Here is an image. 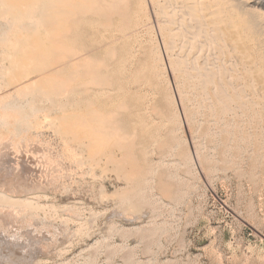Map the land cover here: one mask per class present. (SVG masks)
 <instances>
[{
	"label": "bare ground",
	"instance_id": "bare-ground-1",
	"mask_svg": "<svg viewBox=\"0 0 264 264\" xmlns=\"http://www.w3.org/2000/svg\"><path fill=\"white\" fill-rule=\"evenodd\" d=\"M0 17L14 32L17 44L19 42L18 45L14 42L15 47L9 44L15 59L13 54H5L8 58L11 56V61H16V56L23 52L20 54L21 63L26 56L31 57H26L27 61L36 66L32 65L35 72H40V76L37 74L39 77L36 75V82L44 83L42 90H38L41 92L40 98H53L57 101L58 96L69 92L61 89L60 80L51 75L53 70L62 76L64 69L58 72L62 69V63L67 64L66 67L70 64L71 67L82 65L77 69L83 68L86 82H79L80 87L74 84L75 88L71 87L70 92L81 94L78 97L87 103V114L91 121H102L99 122L100 126L95 122L101 140L107 142L109 137L116 134L114 131L117 132V129L125 125L133 126V119L137 121L133 129L143 139L136 150L127 151V158L134 165L128 185L130 188H127L129 192L121 196L125 203H156L150 193L154 188L155 177L158 182L155 183V186L158 185L156 188L174 202L183 198L189 186L170 169L173 165H185L188 173L193 170V165L189 151L182 148L185 140L178 134L179 114L169 88L167 71L173 76L178 102L190 133H195L204 122L201 135L221 149L220 157L215 159L213 155L202 151L203 148L199 146L201 142L197 143L195 155L202 166L209 171L214 170L220 160L222 165L233 162V171L242 174L239 170L241 161L247 160L250 167L248 178L264 180V0H0ZM5 35L0 36L5 39ZM46 40L52 41L53 45L45 44ZM66 43L67 47L64 45ZM3 50L8 52L9 49ZM51 50L54 53L57 50L58 55L55 56H60L57 61L61 66L56 67L58 63H54V69L46 58ZM20 60L12 62L13 65L17 63V69L12 72L20 69ZM27 61L28 67L30 64ZM26 66L22 65L21 70L26 68L27 72L31 68ZM25 71H21L23 76L19 70L22 79L27 76ZM72 75L69 74L70 77ZM20 76L17 77L21 81ZM18 78L16 80L19 82ZM15 83L22 90H28L32 84L25 80ZM143 87H147V90ZM28 92L31 94V91ZM109 99H113V104L120 100L115 104L118 109H122L118 110L115 105L117 112L110 114L112 118L105 116V108L101 109ZM33 107L17 113L21 123L33 110H44L40 106ZM97 108L104 111V116ZM109 111L108 114L111 113ZM8 117H1L0 123H7ZM210 125L216 126L217 131H213ZM158 128L165 129L167 141L157 139L155 133ZM92 134L97 135L95 129ZM160 136L159 139L162 138ZM147 137H152L149 138L152 143L161 141L162 148L166 146L171 154L177 152L179 160L170 162L162 159L157 163L161 168L159 170L147 156ZM161 150L162 154L164 150L167 151ZM231 151L233 159H228ZM119 160L114 158L117 171L122 172L124 168ZM0 204L4 207L22 206L29 212L53 207L39 203L35 196L12 198L2 191ZM151 229L152 235L157 228Z\"/></svg>",
	"mask_w": 264,
	"mask_h": 264
},
{
	"label": "rangeland",
	"instance_id": "rangeland-1",
	"mask_svg": "<svg viewBox=\"0 0 264 264\" xmlns=\"http://www.w3.org/2000/svg\"><path fill=\"white\" fill-rule=\"evenodd\" d=\"M5 23L0 17V35L6 34L3 38L7 40L0 36V119L10 116L6 118L7 123H0V191L12 198L35 196L39 203L53 207L29 212L22 206L4 207L0 204V264H264V180L248 178L250 167L247 160L241 161L242 170H239L242 174L233 171V162L222 165L220 160L215 169L209 171L202 166L195 155L197 143L201 142L199 146L203 148L202 151L215 159L220 157L221 149L201 135L204 122L197 132L190 133L169 71L166 75L180 120L178 134L185 140L182 148L189 151L193 165V170L188 173L185 165H173L170 169L189 186L183 198L174 202L162 195L157 184L156 188L155 183L158 182L155 177L154 188L150 192L158 202H153L155 207L140 204L139 201L125 203L121 196L129 192L134 165L127 158L128 150H136L143 139L133 129L137 121L133 119V126L125 125L114 131L116 134L109 137L108 144L105 139L101 140L102 136L96 128L102 121H91L87 103L79 99L81 94L70 92L71 87L75 88L76 84L86 80L83 68L77 69L82 65L71 67L70 64V67H66L67 64L59 63L60 56H55L57 50H54L55 53L51 50L45 57L50 65L52 63V69L58 63L56 67L62 65L58 72L66 70L65 73L62 71V76L51 70V75L60 80L61 89L70 93L58 96L57 101L40 98L39 91L44 83L36 82V75L40 72H35L33 64L27 61L26 57L31 58L29 55L25 53L23 64L20 60L23 52L17 55L19 50L15 51L16 59L23 66L27 65V61L30 65L26 67L33 69L27 73L26 68L21 70L22 65L20 67L18 64L20 74L24 76L21 71H25L28 77L22 79L19 70L12 72L17 69V63L13 65L12 62L18 61L14 60L10 45L13 46L14 42L18 45L19 42L17 44L14 32ZM49 41L46 40L45 44L53 45ZM64 45L68 46L67 43ZM3 49L10 51L3 52ZM5 53L8 56L13 54L14 61ZM68 73L73 75L70 77ZM17 76L21 77V81ZM61 77L66 80L61 81ZM17 78L19 82L25 80L32 83L34 80L35 83L30 84L28 90L18 89L15 85V82L19 83ZM142 89L147 90V87ZM112 101H107L101 107L103 110L105 108V116L109 118L118 109L119 102L113 104ZM32 106H40L44 110H33L21 123L17 113L27 111ZM97 109L103 114V110ZM108 111L111 113L108 114ZM11 116L15 118L11 119ZM17 123L20 124L16 126ZM93 127L97 135L92 134ZM210 127L217 131L216 126ZM161 129H157L155 136L165 141V129ZM159 136L162 138L159 139ZM147 138V156L159 170L161 168L157 163L160 160H179L177 152L171 154L166 146L162 148L161 141L153 142V145L150 137ZM157 142L159 148L155 146ZM161 149L169 152L164 150L165 154H162ZM230 155L228 159H233V151ZM114 158L121 159L122 172L117 171ZM154 227L157 229L151 235V228ZM141 232H145L146 236Z\"/></svg>",
	"mask_w": 264,
	"mask_h": 264
}]
</instances>
